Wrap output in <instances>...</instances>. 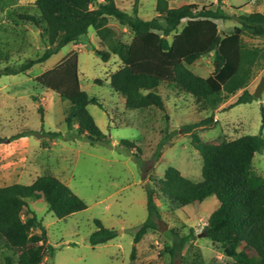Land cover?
<instances>
[{
    "label": "trees",
    "instance_id": "1",
    "mask_svg": "<svg viewBox=\"0 0 264 264\" xmlns=\"http://www.w3.org/2000/svg\"><path fill=\"white\" fill-rule=\"evenodd\" d=\"M224 1L217 0L205 8L195 4L176 8L169 0H156L157 17L145 20L139 16V0L134 1L132 13L120 9L115 0H36L31 7L10 11L9 19L16 25L27 23L39 29L46 48L21 64L8 65L17 43L1 42L0 77L26 74L66 46L80 44L93 28L103 48L96 52L101 60L108 63L113 56L119 58L121 66L110 76L109 86L123 98L128 111H160L164 120H169L160 92L162 87L190 96L200 112L216 111L240 91L232 107L250 104L256 98L247 88L255 68L264 65V49L250 47L243 40H264V13L240 14L241 8H232L237 12L233 14L224 9ZM111 20L127 29L132 37L130 42L122 40L110 27ZM217 21H235L237 26L232 33L224 35ZM208 56H212L213 71L204 78L190 67ZM2 63L7 65L1 67ZM36 82L68 103L64 121L69 132L75 130L78 136H86L91 145L109 143L89 112V106L102 109V105L82 87L77 53L37 77ZM40 113L44 122L41 109ZM212 122L210 118L183 128L191 133L203 160L200 182H193L178 169L169 167L163 179L155 182V189L145 187L148 218L135 233L131 264L143 238L159 231L157 220H162L156 202L159 195L176 208L215 196L219 206L204 227L206 239L228 258L227 264H264V179L257 176L253 166L255 156L264 151V137L244 135L221 144L203 142L194 130ZM46 134L54 138L63 136ZM174 136V132L166 131L151 157L153 162L161 159L162 149ZM121 145L141 152L133 141L122 140ZM35 195H42L49 211L59 220L88 208L70 187L52 175L42 176L31 185L0 188V264H45L48 253L52 254L47 230L37 215L31 213V217L23 219L29 210L28 200ZM95 225L96 231L89 238L92 247L118 237L115 230L106 228L100 221L96 220ZM172 234L169 253L176 258L195 235L193 231L185 237Z\"/></svg>",
    "mask_w": 264,
    "mask_h": 264
},
{
    "label": "rangeland",
    "instance_id": "2",
    "mask_svg": "<svg viewBox=\"0 0 264 264\" xmlns=\"http://www.w3.org/2000/svg\"><path fill=\"white\" fill-rule=\"evenodd\" d=\"M102 1V0H98ZM135 0H115L117 6L132 13ZM36 0H0V43L16 42L17 45L7 62L8 65L23 63L42 53L46 44L40 30L27 23L14 24L9 12L28 8ZM172 7L195 4L199 8L210 7L217 0H169ZM224 9L237 13L232 8H241L240 14L264 13V0H226ZM156 0H139V16L145 20L157 17ZM183 22L181 29L185 26ZM224 35L233 32L235 21H217ZM113 28L122 40L130 42L127 29L111 20ZM250 47L264 49V40L244 38ZM18 46H21L18 49ZM103 50L93 28L78 45H69L42 65L26 74L0 77V188L13 184L31 185L46 175L57 177L85 201L88 208L65 220H59L49 211L42 195L28 200L29 210L23 219L35 213L47 230L53 247L45 264H131L134 236L148 218L145 187L155 189V182L163 179L169 167L178 169L193 182L202 180L203 160L192 142L191 133L185 126L206 119L211 124L194 130L203 142L221 144L244 135L264 137V91L260 98L250 104L232 107L242 91L229 97L216 111L200 112L190 96L162 87L169 120L164 113L153 111L141 113L128 111L121 96L114 94L109 78L121 66L113 56L105 63L96 54ZM78 54L82 87L96 97L102 109L89 106V112L107 136L109 143L91 142L86 136L69 132L65 125L68 105L49 90L41 88L37 77L55 68L71 54ZM2 63L1 67L7 65ZM190 69L198 76L207 78L213 71L212 56L202 57ZM264 65L255 68L253 80L248 86L255 93ZM43 112L44 122L41 119ZM42 125L44 132L41 131ZM166 131L175 136L162 149V157L153 162L151 157ZM46 133H62L54 138ZM122 140L133 141L141 152L121 145ZM138 160H141L140 162ZM254 171L264 179V151L255 156ZM157 205L161 212L164 232L148 233L137 246L133 264H227L221 250L212 245L203 230L210 215L218 208L215 196L202 203H193L176 208L159 195ZM117 232L118 237L105 245L92 247L90 236L96 231L95 221ZM194 232L195 238L188 242L172 258L169 249L173 245V232L185 237ZM39 233V232H38Z\"/></svg>",
    "mask_w": 264,
    "mask_h": 264
},
{
    "label": "water",
    "instance_id": "3",
    "mask_svg": "<svg viewBox=\"0 0 264 264\" xmlns=\"http://www.w3.org/2000/svg\"><path fill=\"white\" fill-rule=\"evenodd\" d=\"M263 91H264V77L261 78V81H260L259 85L257 86L256 91H255V93H254V97H255L256 99L260 98L261 95H262V92H263ZM164 226H165V225H164L163 223L159 224V230H160L161 232H164V229H165ZM204 235H205V234H202L201 236H204Z\"/></svg>",
    "mask_w": 264,
    "mask_h": 264
}]
</instances>
